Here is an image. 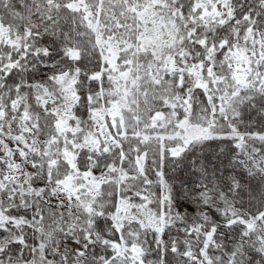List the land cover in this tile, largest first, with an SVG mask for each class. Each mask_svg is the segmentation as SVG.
Masks as SVG:
<instances>
[{
  "label": "snow or ice",
  "instance_id": "6c2138e0",
  "mask_svg": "<svg viewBox=\"0 0 264 264\" xmlns=\"http://www.w3.org/2000/svg\"><path fill=\"white\" fill-rule=\"evenodd\" d=\"M0 264H264V0H0Z\"/></svg>",
  "mask_w": 264,
  "mask_h": 264
}]
</instances>
